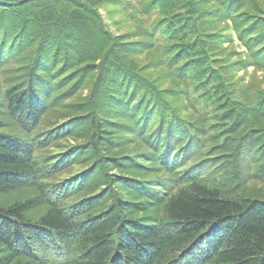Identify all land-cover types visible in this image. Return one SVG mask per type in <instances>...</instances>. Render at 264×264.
I'll return each instance as SVG.
<instances>
[{
    "label": "trees",
    "instance_id": "trees-1",
    "mask_svg": "<svg viewBox=\"0 0 264 264\" xmlns=\"http://www.w3.org/2000/svg\"><path fill=\"white\" fill-rule=\"evenodd\" d=\"M254 1L0 0V264H264Z\"/></svg>",
    "mask_w": 264,
    "mask_h": 264
},
{
    "label": "rangeland",
    "instance_id": "rangeland-1",
    "mask_svg": "<svg viewBox=\"0 0 264 264\" xmlns=\"http://www.w3.org/2000/svg\"><path fill=\"white\" fill-rule=\"evenodd\" d=\"M255 4L251 3L249 5L248 8H253L254 6H258V8L263 9L264 10V0H255L254 1ZM98 12L100 14L101 17V21L102 23L105 25V28L107 30H109L112 34H124L127 31H129V26L131 24V20L128 19L130 18L129 13H119L118 9L113 5V4H108L107 2L104 3L100 8H97ZM20 67L17 66L15 67V70H19L18 68ZM149 69V68H148ZM151 69V67H150ZM155 71V70H153ZM148 72V70H147ZM151 72V71H150ZM156 72V71H155ZM152 73V72H151ZM153 74V73H152ZM70 104H72L71 100H70ZM44 124L47 126H50L53 122L60 124L61 122H63L64 119L71 117L70 114V109L67 108L66 106L60 104L57 107H53L51 108L47 113L44 114ZM8 122V121H7ZM13 126L15 128L16 131H19L14 125L10 124V125H6L4 126L5 128ZM3 129V128H2ZM15 130H13V133H17ZM119 135H121V133H119ZM118 135V136H119ZM121 136H124L123 134ZM77 138H73V136L71 135H67L64 137V140L61 141V147L64 144H75L77 142L76 140ZM55 148H58V146L56 147H51V150H54ZM127 149H129L132 153H136V154H140V152H142L144 150L143 146L140 144H134V145H130V146H126ZM245 190H246V195H251V196H257V197H264V184L263 182H259V181H250V183L248 184V182L245 183ZM34 194V190H26L25 192H21V190H17L15 192H11V193H0V204H2L1 206H8L10 205L13 201L19 199L20 197H27L25 195L28 194ZM44 208L43 207H37L34 208L32 211L29 210L28 214L29 217L32 216V218H38L40 216V214L43 212Z\"/></svg>",
    "mask_w": 264,
    "mask_h": 264
}]
</instances>
